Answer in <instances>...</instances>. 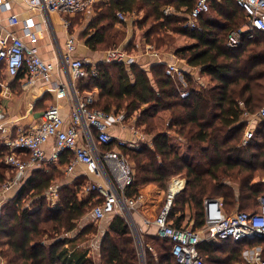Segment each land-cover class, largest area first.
<instances>
[{
    "label": "trees",
    "instance_id": "1",
    "mask_svg": "<svg viewBox=\"0 0 264 264\" xmlns=\"http://www.w3.org/2000/svg\"><path fill=\"white\" fill-rule=\"evenodd\" d=\"M195 3L196 0L100 2L94 6L96 17L87 24L82 38L92 52L116 47L125 39V32L115 28L116 13L131 15L143 10L138 27L144 29L149 25L146 42L157 49L166 46L168 51L173 50L189 67L207 76V84L197 85L189 73H183V88L176 76L166 74L164 65L152 66L148 75L135 64L106 62L98 63L94 76L90 75L89 65L88 77L76 82L80 92L98 91L97 99L89 105L91 109L107 113L123 111L128 117L139 111L142 123L152 121L162 111L169 113L166 128L154 133L152 148L132 152L130 158L136 165V175L131 188L153 183L167 190L173 179H184L186 184L174 196L167 221L175 228L192 231L204 225L206 199L220 200L227 215L253 213L264 193V184L256 181L264 177V122L242 144L247 127L245 114L258 113L264 101V47L260 48L264 33L255 32L252 39L243 38L238 47H228V35L247 24L236 0H209L213 15L206 16L209 11L203 14L198 28L193 30L186 26L185 16L164 14L168 6L177 12L184 8L188 14ZM77 16L72 24L81 25V13ZM173 35L192 42L172 48ZM4 79L3 73L0 74V81ZM21 79L19 75L10 79L12 92H17ZM50 98L44 96L46 100ZM141 106L145 108L140 109ZM169 132L184 140L185 154L170 141ZM99 147L103 151L111 149ZM118 149L122 155L129 150L126 146ZM7 153L0 142V187L8 177L4 163ZM46 166L40 163L1 208V258L7 264H141L132 230L118 213L109 215L106 227L101 230L97 259L90 257V248L83 243L86 236L99 231V225L93 224L96 221L88 214L101 202L100 196L96 192L82 193L86 186L83 177L60 184V172L56 175ZM55 179L58 182L54 183ZM52 186H56L58 194L53 205L46 196ZM161 194L162 191L155 193ZM186 207L191 212V223H184ZM84 219L91 221L78 230ZM142 247L145 264H177L171 253L172 243L165 238L143 233ZM256 247L263 255L264 237L206 241L198 250L203 264H234L239 262L240 254ZM149 248L156 251V256L151 255Z\"/></svg>",
    "mask_w": 264,
    "mask_h": 264
},
{
    "label": "built area",
    "instance_id": "2",
    "mask_svg": "<svg viewBox=\"0 0 264 264\" xmlns=\"http://www.w3.org/2000/svg\"><path fill=\"white\" fill-rule=\"evenodd\" d=\"M94 0H30L28 5L46 19L51 14L62 17L67 40L66 53L63 54L54 35L56 55L53 62L44 60L38 51L39 28L32 19L21 21L16 15L7 18L6 25H0V74L5 77L22 76V89L34 86L37 82L50 83L56 99L67 98L71 103L69 120H64L57 104L43 111L39 122L28 131L19 130L15 136L7 134L4 141L8 153L4 158L7 167L19 176L24 175L39 163L53 165L65 156V171L73 174L76 165H82L85 173L94 175L99 182L90 181L84 188L86 195L96 192L101 202L95 205L90 214L96 222L118 213L128 222L137 246L140 258L144 256L139 237L135 236L132 214L137 212L138 194L133 195L131 188L133 173L119 147L127 146L125 141L110 132L114 125L123 124L124 116L91 109L93 99L90 95L82 96L75 82L88 77V64L74 57L75 37L69 33L70 18L88 11ZM236 5L245 13L247 24L244 29L231 32L227 37L230 48L238 47L243 38L252 39L255 32L264 33V0H236ZM6 8V0H0V9ZM209 0H196L194 8L187 14L186 26L196 29L199 18L209 11ZM120 21L126 20L123 13L117 12ZM22 26V36L11 29ZM104 62L129 65L133 58L121 48L109 49L104 54ZM60 70L65 81L60 80ZM174 66H168L166 74L172 75ZM58 72V73H57ZM96 74L95 68L91 76ZM0 86L2 83L0 81ZM6 90V89H5ZM187 94H183L186 96ZM248 116V114H245ZM264 122V103L255 115ZM253 130H246L242 138L245 145L252 137ZM141 136V139L144 137ZM53 142V150L47 154L43 146ZM111 147L101 150L99 146ZM27 155L24 160L21 156ZM181 182V181H178ZM264 182V179H263ZM7 182L0 187V198L13 186ZM180 184V183H179ZM181 185V184H180ZM181 187L174 193L170 189L165 204L154 217H145L144 223L157 229V235L172 243L171 253L177 264H203L198 247L203 242L216 243L221 240L255 239L264 237V193L258 198V209L251 213L234 212L225 214L221 201H204V225L200 230L175 228L167 221L172 200ZM48 194L55 195V189L49 188ZM252 251L248 264H264L261 251ZM248 252V251H247ZM155 255V254H154Z\"/></svg>",
    "mask_w": 264,
    "mask_h": 264
},
{
    "label": "crops",
    "instance_id": "3",
    "mask_svg": "<svg viewBox=\"0 0 264 264\" xmlns=\"http://www.w3.org/2000/svg\"><path fill=\"white\" fill-rule=\"evenodd\" d=\"M29 1L30 0H6V8L4 10L0 9V25L5 26L7 18L11 15H16L21 21L26 20V19H32V21L36 23L39 28V37H38L39 38L38 39L39 55L44 60L53 62L55 59L56 49H57L55 46L53 33L55 34V37L58 41L57 43L60 47L61 52L63 54L66 53L65 43L67 40V34H66L64 27L62 26V23H63L62 17L56 14H51L46 19L44 16L40 15L35 9H32L29 7L28 5ZM108 1L109 0H94L89 10L84 13H81L82 15L81 25L72 24L73 19L75 20L76 17H78L77 15L79 14L70 18L71 27H70L69 33H71L75 37V40H76V43H75L76 48L74 52V57L83 59L88 64V66L89 65L91 66V68H96L98 63L104 62V54L107 50L106 49L98 50L95 52L90 51L88 47L85 45L84 39L82 38V34L85 28L87 27V24L96 17L94 6L100 2H108ZM143 12L144 11L141 10V11H135L131 15L124 14L126 17V20L124 21H120L117 18V13H116V18H117L118 23L115 25V28L121 29L125 32V40L123 42L124 45H127L130 42L132 35H134L133 32L142 34L141 36L143 40V48H144V51L146 52H143L142 54L139 53L138 58L132 57L133 62L129 65L135 64L139 66L148 75L150 74L151 67L154 65H164L167 68L168 66H174L175 71L173 72L172 75L176 76L175 74H178L181 78H182L183 73H189L190 75H194V73L197 74L196 72L197 69L189 67L184 60L182 59L179 60L178 57L174 54L173 50L162 53L160 52V49H157L146 42L145 34L147 30L145 28L142 30L138 27V22L141 20V17H139L138 15L142 14ZM164 14L165 15H178V16L183 15L185 16V19L187 17V14L184 13V8H182L180 11L177 12L172 6L166 7L164 9ZM132 17L133 19L130 20ZM11 31L19 36H22V26L21 25L11 29ZM135 38H137L136 34H135ZM180 47L182 46L172 47V48H180ZM10 79H11L10 77H5V79L1 81L2 86H0V98L2 100V103H0V142L2 143L3 146H4L5 137L7 134L10 133L11 136H15L19 130H22V131L30 130L32 127H34L39 122V118L41 114L43 113V111L53 104L59 105L62 117L66 121L69 120L71 103L69 102L67 98H62V99L57 100L54 92L50 89L51 88L50 83L37 82L32 87H29L27 89H22L21 87V82L23 80L22 78L19 83L20 86H18V89L16 90L17 92L14 93L12 92L10 85H9ZM60 80L65 81V76L61 72V70H60ZM76 82H75V86H76ZM45 95L51 96V99H47V100L44 99ZM7 103L10 104L9 108H7ZM255 115L244 116V119L247 123V127L245 131L253 130V133H255L257 122H261ZM4 130L5 132H7V134L4 133ZM117 131L118 130L115 127L110 128V132L113 135L117 137L124 136V134L119 133ZM180 147L181 145H179V148ZM52 150H53L52 141H49L46 145L43 146V151L47 154L51 153ZM21 157L24 160L28 158L27 155H23ZM65 158L66 157L63 156L62 159L58 163H55L53 165L55 166V168L62 169L65 172V174L68 175L65 171ZM37 166L30 169V171L26 172L22 176H19L14 170H12L10 167H7L8 177H7L6 183L13 181L14 184L9 189V191H7L1 198L5 196L7 198L13 197L15 192L26 182V180L29 179V177L32 174V171ZM68 176H71L73 180L79 177H83L86 180V185L90 181L99 182V179H97L94 175H91V174L87 175L85 173V168L82 165H76L73 174H70ZM263 179L264 177H262L261 179H256V181H259L260 183L264 184ZM178 181H181V182H178ZM185 184H186V181L184 179H180V178L173 179L171 184L169 185V189L167 193H165L157 184H153V183L139 186L136 189H133L140 197V200L137 203L138 211L134 212L132 214V217H133L135 226L137 228V235L141 242L142 251H143L142 240H141L142 234L148 233V234L157 235L156 227L152 225L150 226L146 225L143 219L145 217H154L158 214L159 210L166 202V197L170 189H172V185H174V189H175L174 193H175L179 189V186L181 187V190H182ZM148 187H152V189H148ZM52 188L55 189V195L51 196V194H48V191H47L46 196L48 197V200L50 201V203L53 205L58 200V194H57L56 186H52ZM158 190L162 191V194L159 196L155 195L156 192H159ZM83 194L86 195L85 193ZM3 204L4 203L0 205V214H1V208ZM203 207H204V203H203ZM189 214H190L189 208L186 207L184 223H191V221H189L190 219ZM88 215L91 216L90 212ZM102 221H98V222H102ZM136 245H138L137 242H136ZM137 249L139 251L138 246H137ZM149 250L151 252V255L155 256L154 255L155 253H152L151 248H149ZM142 261L140 258L141 264H143ZM0 264H7L6 260L1 258V256H0Z\"/></svg>",
    "mask_w": 264,
    "mask_h": 264
},
{
    "label": "rangeland",
    "instance_id": "4",
    "mask_svg": "<svg viewBox=\"0 0 264 264\" xmlns=\"http://www.w3.org/2000/svg\"><path fill=\"white\" fill-rule=\"evenodd\" d=\"M208 15H211V16L213 15L212 10H210L206 16H208ZM138 16L141 17V19H142L144 16V12ZM132 19H133V17L130 20H132ZM148 27H149V25L146 26L145 29L147 30ZM244 28H245V25H243L240 29H244ZM133 34L134 35H132V38L127 45H124V43H123L125 40L124 39L120 45H118L116 47H107L106 50L121 48V49L125 50L127 55H129L133 58L134 57L138 58L139 53L142 54L143 52H146V51H144V48H143V40H142V36H141L142 34L136 33V32L135 33L133 32ZM135 34L137 35V38H135ZM171 37H172V44L170 45V47L185 46V45H188L189 43L192 42L190 39L183 37V36L173 35ZM152 46L156 48V46L154 44ZM263 47H264V44H261L260 48H263ZM159 49H160V52H162V53L168 52V48L166 46H161ZM102 50H105V49H102ZM178 59L181 60L180 58H178ZM196 72H197V74L194 73V75H191V76L195 79L197 85L202 86V85H205L209 82V78L207 76L200 74L198 70ZM175 75H176L177 79L180 81V83H182L183 88H185L183 78H181L178 74H175ZM80 93L83 96L90 95L93 100H96L98 91L94 90V91L89 92V93L88 92H85V93L80 92ZM1 103H2V101H1ZM263 103H264V101H263ZM263 103H261V105ZM9 105L10 104L7 103V108H9ZM261 105L258 107V109L261 107ZM7 108H6V110H7ZM143 108H145V106L140 107V109H143ZM111 113H114V114L118 113V114L124 116L123 124L114 125V127L117 128V130H118L117 132L124 134L123 137L118 136L119 138H121L125 141L128 140L126 142L127 143L126 147H128L129 150L125 152L126 154L123 153V155H124L126 161L128 162V164L132 170L133 177H134L136 175V165L133 162V160L130 158L132 155V152L137 151V150H143L146 148H152V140L154 138V133L156 131L164 130L166 128L169 113L167 111H162V112L158 113L155 116V118L152 119V121L149 120L147 123L146 122L142 123L139 120L141 118L139 111H135V112L131 113L129 115V117L126 116L125 112H123V111H120V112L111 111ZM255 113H257V112H255ZM255 113H254V115H255ZM149 123H153V125H149ZM259 123L260 122H257L256 129H258L260 127ZM169 133H170L169 134L170 141L177 146L181 145L180 153L185 154L186 146H185L184 140L177 137V135H175L174 133H171V132H169ZM118 135H120V134H118ZM139 135H142V137H144V138L141 139V136H139ZM46 167H48L50 172L53 171L56 175H57V172H60V180H62V182L60 181V184L61 183H70L71 181H73V178L71 176L66 175L62 169L55 168L54 165H50V164ZM57 179H55L54 183L58 182ZM161 189L165 193L168 192V189L167 190H165L163 188H161ZM5 197L0 198V205L2 203H5V201L7 199V197L6 198ZM189 215H191V212ZM109 219H110V217L104 219L102 222H94L93 224L99 225L98 233H96V234L91 233L85 237L86 241L83 244H84V246L90 248V257H92L93 259H97L96 253H97V247L99 244V240L101 237L100 236L101 230L106 227ZM88 221H91V220L90 219H88V220L84 219L83 221H81L78 224V230H80L82 227H84ZM198 230H200V228ZM136 231H137V228H136ZM140 245H141V243H140ZM231 247H233V246H231ZM256 248H258L259 251H261V249L259 247H256ZM256 248H252V249L248 250V252L246 251V252H243L242 254H240L239 255V257H240L239 262L234 263V264H248L247 259H249V257L251 256L252 251H257ZM151 250H152V253H155V256H156V251L152 248H151ZM261 257L263 258L264 254L261 255ZM141 261L143 262V264H145L144 256L141 258ZM206 264H211V263L208 262Z\"/></svg>",
    "mask_w": 264,
    "mask_h": 264
},
{
    "label": "water",
    "instance_id": "5",
    "mask_svg": "<svg viewBox=\"0 0 264 264\" xmlns=\"http://www.w3.org/2000/svg\"><path fill=\"white\" fill-rule=\"evenodd\" d=\"M133 231H134V234H135V236H137L138 237V235H137V231H136V227L135 226H133Z\"/></svg>",
    "mask_w": 264,
    "mask_h": 264
},
{
    "label": "bare ground",
    "instance_id": "6",
    "mask_svg": "<svg viewBox=\"0 0 264 264\" xmlns=\"http://www.w3.org/2000/svg\"><path fill=\"white\" fill-rule=\"evenodd\" d=\"M174 185H175V184H174ZM174 185H172V192H174V190H175V189H174ZM176 188H177V187H176Z\"/></svg>",
    "mask_w": 264,
    "mask_h": 264
}]
</instances>
